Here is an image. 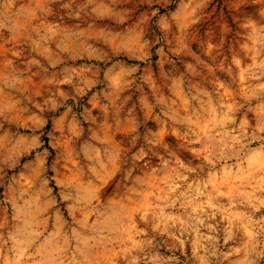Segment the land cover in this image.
<instances>
[{
  "label": "rangeland",
  "instance_id": "obj_1",
  "mask_svg": "<svg viewBox=\"0 0 264 264\" xmlns=\"http://www.w3.org/2000/svg\"><path fill=\"white\" fill-rule=\"evenodd\" d=\"M0 13V264H264V0Z\"/></svg>",
  "mask_w": 264,
  "mask_h": 264
},
{
  "label": "clouds",
  "instance_id": "obj_2",
  "mask_svg": "<svg viewBox=\"0 0 264 264\" xmlns=\"http://www.w3.org/2000/svg\"><path fill=\"white\" fill-rule=\"evenodd\" d=\"M50 3H58L59 0H49ZM13 3V0H4V3H0V8H4L5 11H7V7L11 6V4ZM62 7H67V5H61ZM2 14V13H0ZM195 219V218H193ZM177 222L180 225V228H182L185 232H187L189 230V222L188 221H184V222H180L179 218H177ZM198 223L202 226L208 227V225H204V221L203 220H199ZM157 227H159V225H157ZM177 224L173 223V224H169L167 228L164 229V231H168V229L171 228H176ZM193 231H198V228H193ZM183 243V242H182ZM212 255H215V253L213 252Z\"/></svg>",
  "mask_w": 264,
  "mask_h": 264
}]
</instances>
